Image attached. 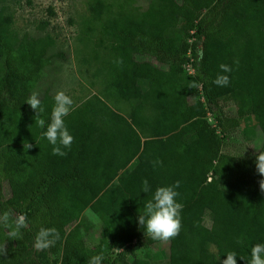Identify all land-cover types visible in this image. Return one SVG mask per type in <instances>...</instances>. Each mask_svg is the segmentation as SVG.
Returning <instances> with one entry per match:
<instances>
[{
    "label": "trees",
    "instance_id": "1",
    "mask_svg": "<svg viewBox=\"0 0 264 264\" xmlns=\"http://www.w3.org/2000/svg\"><path fill=\"white\" fill-rule=\"evenodd\" d=\"M16 3L0 0V216L22 214L28 227L11 237L12 220L9 229L0 223V264H49L59 252V264H88L101 254L102 264H151L149 247L161 241L145 235L138 213L156 188L176 181L182 227L166 242L168 264H221L229 251L237 264H248L252 246L264 243L258 183L264 177L255 166L264 141L249 158L222 148L242 119L254 117L264 134V0H148L144 8L134 0L90 3L91 19L78 40L84 49L76 53L96 92L73 103L65 117L74 141L63 157L52 154L42 137L46 128L35 124L25 102L41 77L58 72L65 53L47 33L5 36L13 24L8 4ZM119 58L122 64L115 63ZM222 63L233 69L227 87L212 83ZM189 64L191 75L184 69ZM193 81L200 87L192 88ZM38 97L47 124L50 85ZM224 99L237 105L236 117L225 115ZM120 105L128 107L124 114L113 108ZM87 209L103 223L92 245L81 234L82 227L89 230L80 223ZM41 227H55L60 240L38 262L34 240Z\"/></svg>",
    "mask_w": 264,
    "mask_h": 264
},
{
    "label": "rangeland",
    "instance_id": "2",
    "mask_svg": "<svg viewBox=\"0 0 264 264\" xmlns=\"http://www.w3.org/2000/svg\"><path fill=\"white\" fill-rule=\"evenodd\" d=\"M95 1L19 0V3L8 4V9L13 15V24L5 30L7 38L14 35L21 36L25 33L32 36L47 33L54 39L55 49L65 53L66 60L59 62L60 69L58 72L41 77L35 84L32 94L36 93L39 95L45 86L50 85V91L54 96L58 91H64L76 104L96 92L89 85L91 70L80 62V55L76 53L77 50L84 49L78 40L84 30V23L91 19L88 5ZM102 1L107 2L108 0ZM147 1L134 0L135 4L140 8H144ZM45 21L49 25L44 30H41L40 27ZM99 35H101V32L97 34V38ZM184 69L188 75H191V70L187 67ZM219 106L227 117L237 116V105L233 101L224 99L219 103ZM113 108L123 114L128 110L126 105ZM207 119L212 125H215L211 114H208ZM263 141L264 134L256 125L255 118L249 117L240 120L239 125L228 132L223 139L222 150L226 155L249 158L259 150ZM135 164L136 161H133L121 174L126 175ZM10 191L9 185L5 184L3 192L4 198L7 200L10 199ZM80 223L89 229L88 232H85L84 228H81V234L85 237L88 244L96 243L100 238V231L103 229L102 221L87 209L83 212ZM210 224V220L205 218V225L209 227ZM214 250L212 247L211 251L214 252ZM148 251L151 254V264H168V246L165 242L150 246ZM45 253V250L37 251L34 248V256L38 262L42 261V256ZM60 260L61 252L52 256L49 264H59Z\"/></svg>",
    "mask_w": 264,
    "mask_h": 264
},
{
    "label": "clouds",
    "instance_id": "3",
    "mask_svg": "<svg viewBox=\"0 0 264 264\" xmlns=\"http://www.w3.org/2000/svg\"><path fill=\"white\" fill-rule=\"evenodd\" d=\"M117 64H122L123 59L119 58L115 61ZM220 72L212 81L218 87H227L230 84L229 73L233 71L232 67L228 64L219 65ZM192 88L200 87L198 82L191 83ZM27 103L31 109L36 113L35 124L41 129H45L42 137L46 138L48 142L53 145L52 154L58 156H66L67 152L64 149H70L74 141V137L70 133L66 123L67 117L73 110V100L64 91H58L54 96V105L51 110L50 122L46 124L45 119L41 118V114L45 109L41 105V100L38 94L33 93ZM32 144L27 141L23 143L24 150H28ZM153 166L162 164L160 161H153ZM255 166L258 174L264 177V152H259L256 156ZM259 187L264 192V179L259 182ZM180 186V182L176 181L175 184L170 186H161L156 188L152 194V198L146 201L143 213H138V224L143 227L145 235L152 240L168 242L179 235L182 227L181 213L183 204L177 201L179 193L176 189ZM142 191L148 193L151 191V186L147 179L142 182ZM12 220L15 227L8 231V235L16 237L19 235V229L27 228V217L22 214L5 212L0 216V223L3 224L5 229H9L12 225L9 220ZM60 240V233L55 227H41L36 233L34 240V248L37 251H43L49 247L54 246ZM115 249V248H114ZM121 251V249H115ZM221 264H237V254L234 251H229L225 254ZM250 260L248 264H264V243H257L251 248ZM103 255L93 256L88 264H102Z\"/></svg>",
    "mask_w": 264,
    "mask_h": 264
},
{
    "label": "built area",
    "instance_id": "4",
    "mask_svg": "<svg viewBox=\"0 0 264 264\" xmlns=\"http://www.w3.org/2000/svg\"><path fill=\"white\" fill-rule=\"evenodd\" d=\"M188 57H190V54H188ZM188 69L192 71V72L190 71L191 74H192L193 73V69L191 68L190 64L188 65ZM210 180H211V178L209 177L208 181H210Z\"/></svg>",
    "mask_w": 264,
    "mask_h": 264
}]
</instances>
